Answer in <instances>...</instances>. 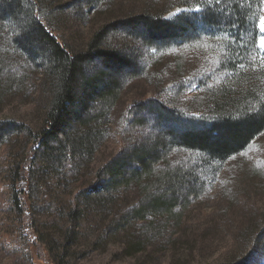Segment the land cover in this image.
Listing matches in <instances>:
<instances>
[{
	"label": "rangeland",
	"instance_id": "obj_1",
	"mask_svg": "<svg viewBox=\"0 0 264 264\" xmlns=\"http://www.w3.org/2000/svg\"><path fill=\"white\" fill-rule=\"evenodd\" d=\"M29 1L35 2L37 22L70 51L85 49L109 24L115 29L105 45L135 52L141 66L137 78L120 83L108 105L94 104L99 142L93 157L77 169L53 161L64 196L75 190L73 200L55 196L40 163L31 169L24 201L32 233L13 199L16 174L34 142L31 133L51 110L56 80L44 49L36 45ZM165 1L24 0L19 13L0 2V121L17 126L0 148V264H264V132L225 162L171 144L176 129L197 124L193 117L208 120L219 103L227 107L235 97L246 105V90L264 85V0L257 39L241 58L230 52L241 47L226 45L223 35L151 47L141 39V28L127 32L116 25L146 8L161 11ZM186 11L173 8L164 18L174 20ZM165 107L168 121L161 123L154 113ZM154 142L158 158L150 180L81 192V185L126 149ZM111 171L104 184L112 182ZM175 172H182L183 185L170 193L160 178ZM153 199L162 200L159 211Z\"/></svg>",
	"mask_w": 264,
	"mask_h": 264
},
{
	"label": "trees",
	"instance_id": "obj_2",
	"mask_svg": "<svg viewBox=\"0 0 264 264\" xmlns=\"http://www.w3.org/2000/svg\"><path fill=\"white\" fill-rule=\"evenodd\" d=\"M85 1L71 0V3ZM0 2L4 4L3 7L11 8L12 11L18 10L19 13L22 11L20 5L24 0H0ZM29 3L28 14L31 15L35 28L36 45L44 49L48 68L56 80L51 110L44 117L41 128L31 133L34 142L16 174L18 189L13 199L25 211L24 226L27 232L32 233L33 222L27 217L24 201L25 189L28 187L30 175L34 172H31V169L36 167V162L40 163L46 185L52 189L55 196L73 200L75 190L70 195L64 196V188L59 176L55 175L53 161L56 159L62 164V168L69 166L77 169L83 162L93 157L99 142L97 124L94 120L97 115L93 113L94 104L108 105V102L110 103L108 100L115 96L120 83L124 79L137 78L141 66L135 52H126L122 48L105 45L111 29H115L109 24L104 25L91 36L85 49L70 51L63 42L37 22V15L33 10L36 7L33 5L35 2L29 1ZM262 3L263 0H166L162 4L164 7L161 11L153 12L152 10L156 11L155 8L152 10L146 8L139 14L117 22L116 25L122 26L127 32L129 30L135 32L141 28V39L151 47L169 44L168 41L177 38L183 41L199 35L204 41H209L223 35L224 40L228 41L226 45L235 43V48L241 47L230 49L232 55L241 58L247 56V49H250L257 39V24ZM178 7L187 8L190 12L186 11L174 20L164 18L165 13ZM196 8L201 9V12L191 11ZM196 21L202 27L198 26ZM30 39L32 40V35ZM243 65H247V62ZM231 69L236 70L233 62ZM256 90L254 92L246 90L248 92L243 96L244 100L247 99L246 105L242 98L235 97L227 107L219 103L208 120L203 119L201 115L199 118L193 117V123H197L199 127L197 124L196 126L188 124L185 129H176L171 144L198 152L215 162H225L243 153L264 132V85H260ZM168 109L166 107L157 109L154 113L161 116L159 118L161 123L168 121L166 116ZM204 109L205 112L211 111L207 110L206 106ZM96 110L98 109L95 108ZM205 112L200 113L205 115ZM15 129H17L15 124L0 121V148L9 143V135ZM157 150L156 142L152 145L144 144L130 150L126 149L125 154L120 158H114L113 163L109 162L106 167L98 171L96 176L81 185L83 188L81 192L100 190L101 187L107 190L116 189L118 186H129L133 181L137 183L150 180L154 175L152 170L157 163ZM109 168H112L109 174L113 179L111 183L104 184L103 177ZM115 171L117 172L113 173ZM181 173L175 172L160 178L163 184L170 188V193L182 187ZM172 200L174 201V198ZM152 201H154L153 205H160L159 202L162 200ZM159 205H156L155 212L160 210ZM142 209L144 212L145 209ZM263 233L264 227L261 230V234Z\"/></svg>",
	"mask_w": 264,
	"mask_h": 264
},
{
	"label": "snow or ice",
	"instance_id": "obj_3",
	"mask_svg": "<svg viewBox=\"0 0 264 264\" xmlns=\"http://www.w3.org/2000/svg\"><path fill=\"white\" fill-rule=\"evenodd\" d=\"M260 31L264 32V17H261ZM260 47L264 48V36L261 37Z\"/></svg>",
	"mask_w": 264,
	"mask_h": 264
}]
</instances>
